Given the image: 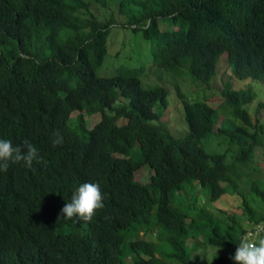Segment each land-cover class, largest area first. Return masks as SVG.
Wrapping results in <instances>:
<instances>
[{"label":"trees","instance_id":"trees-1","mask_svg":"<svg viewBox=\"0 0 264 264\" xmlns=\"http://www.w3.org/2000/svg\"><path fill=\"white\" fill-rule=\"evenodd\" d=\"M241 1L0 0V264H198L206 245L201 263L264 264V99L252 119L259 91L231 78L264 86V0ZM113 27L149 43L146 67L97 74ZM167 87L182 135L160 118ZM223 193L260 225L252 248L239 212L208 208Z\"/></svg>","mask_w":264,"mask_h":264},{"label":"rangeland","instance_id":"rangeland-1","mask_svg":"<svg viewBox=\"0 0 264 264\" xmlns=\"http://www.w3.org/2000/svg\"><path fill=\"white\" fill-rule=\"evenodd\" d=\"M93 11L99 12L98 9L93 8ZM104 14V13H103ZM102 14V15H103ZM101 15V16H102ZM109 37L111 39H114L115 43L109 44L110 50L105 55L104 61L101 64L99 68H97L96 72L99 75H110L113 73V69L120 63H124L128 66H134L143 63L146 67L149 63V43L140 38L138 34L134 35L132 32H130L129 29H121L113 27L110 31ZM115 52H117V55H115ZM113 62L112 64H109ZM220 65H224V63L221 64V62L218 64V67ZM229 70L227 69L226 72L221 73L223 77H227ZM139 77L143 84H149L153 81H158V77L155 75H150L147 71H141L139 73ZM249 80H252L249 78ZM233 85L235 87L245 86L241 81H238L236 78L232 77ZM159 82V81H158ZM187 83V86L189 89H195L196 86L192 83H189L187 80L185 81ZM253 87L259 91V93L248 103L247 110L250 113V116L253 119V109L257 105L259 100L264 99V86L263 82L261 80L253 81ZM168 88V87H167ZM181 88L184 90L188 95H192L193 93L189 92L188 89L185 87L184 82L181 83ZM190 93V94H189ZM264 101V100H262ZM258 117L261 122H264V108H261ZM100 118V114L98 112L85 116V121L87 126H90L93 124L94 121L98 120ZM161 121H164V124L169 127V130L174 135H182L186 132V125L183 120V110L180 103L179 98L176 96L174 92V88L169 87L167 92V103L164 107L161 108ZM219 118L215 124V126H218L220 124ZM124 122L123 118L118 119V122ZM218 137H214L207 145L208 149L212 148H221L222 144L217 141ZM264 146V144L262 145ZM261 145H257L254 150L255 153V159L259 161L261 164V167L264 166V149ZM259 164V165H260ZM147 169H142L141 171L136 173V178L140 180H145L146 175H148ZM260 174V173H259ZM193 195L199 200L201 194H194ZM199 196V197H198ZM240 197L237 193L229 194V193H223L220 195L219 198H217L214 201H210L207 205L208 208L213 211L216 215L219 216H225L226 213H230L231 211H236L240 213V220L241 223L244 225V227L247 229L248 232L244 235V238L246 237L245 241L247 242V245L249 248H252V246L249 244L250 241H253V237L256 234V231L258 228H260V225H257L255 228L251 226L250 222L246 220V217L244 214H242L240 206ZM201 237V236H200ZM188 241H192L191 238L188 239ZM215 246H203L199 247L191 252L192 258L196 260L198 264H206L201 263L200 261L203 259L209 258L212 251H216ZM250 251V249H248ZM249 259L253 260L252 254H249Z\"/></svg>","mask_w":264,"mask_h":264},{"label":"clouds","instance_id":"clouds-1","mask_svg":"<svg viewBox=\"0 0 264 264\" xmlns=\"http://www.w3.org/2000/svg\"><path fill=\"white\" fill-rule=\"evenodd\" d=\"M233 2H234V0H232ZM244 2H246V6H245V8H241V9H244L245 11H250L251 10V12H253V9H254V7H255V4H254V2H252V0H242L241 1V3H244ZM235 3V2H234ZM251 15H252V13H251ZM237 25H239L238 24V22H237ZM221 62V64L222 63H224V65H220L219 67H217L218 68V70L220 71V72H222V68H224V70H225V72H226V70L228 69L229 70V72H228V74L230 75L231 74V69H230V66L229 65H227L226 64V61H225V53H223V54H221L220 56H219V59H218V64ZM232 78V77H231ZM235 78V77H234ZM249 78H251V77H249ZM249 78L248 79H246V80H240V79H237L238 81H241L243 84H253V82H252V80L253 81H258V80H260V79H254V78H251L252 80H249ZM246 232H248L247 231V229H246ZM246 234V233H245ZM245 240H246V237H245ZM249 244L251 245L252 243H251V241L249 242Z\"/></svg>","mask_w":264,"mask_h":264}]
</instances>
